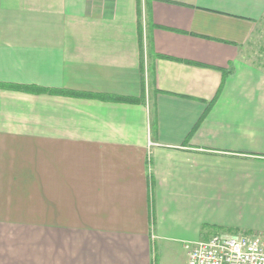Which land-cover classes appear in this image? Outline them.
<instances>
[{
	"label": "crops",
	"instance_id": "0c3cea01",
	"mask_svg": "<svg viewBox=\"0 0 264 264\" xmlns=\"http://www.w3.org/2000/svg\"><path fill=\"white\" fill-rule=\"evenodd\" d=\"M263 17L0 0V83L75 92L0 85V264H189L200 238L264 237V68L243 56Z\"/></svg>",
	"mask_w": 264,
	"mask_h": 264
},
{
	"label": "built area",
	"instance_id": "2783aa9c",
	"mask_svg": "<svg viewBox=\"0 0 264 264\" xmlns=\"http://www.w3.org/2000/svg\"><path fill=\"white\" fill-rule=\"evenodd\" d=\"M189 264H264V237L238 232L187 243Z\"/></svg>",
	"mask_w": 264,
	"mask_h": 264
},
{
	"label": "rangeland",
	"instance_id": "374dc122",
	"mask_svg": "<svg viewBox=\"0 0 264 264\" xmlns=\"http://www.w3.org/2000/svg\"><path fill=\"white\" fill-rule=\"evenodd\" d=\"M140 11V7H139ZM142 25L140 36L142 38ZM243 56L249 62L264 68V17L259 22V28L254 35L245 43L243 47ZM146 59V56H145ZM147 60H149L147 58Z\"/></svg>",
	"mask_w": 264,
	"mask_h": 264
},
{
	"label": "trees",
	"instance_id": "16d2710c",
	"mask_svg": "<svg viewBox=\"0 0 264 264\" xmlns=\"http://www.w3.org/2000/svg\"><path fill=\"white\" fill-rule=\"evenodd\" d=\"M0 85L13 87V88H20L25 90H38V91H48V92H54V93H63V94H72L75 93L70 90H64V89H50V88H41L39 86L35 85H12V84H4L0 83ZM116 100H123V101H135L136 99L133 97H113Z\"/></svg>",
	"mask_w": 264,
	"mask_h": 264
}]
</instances>
